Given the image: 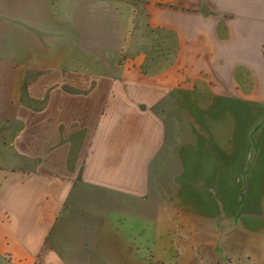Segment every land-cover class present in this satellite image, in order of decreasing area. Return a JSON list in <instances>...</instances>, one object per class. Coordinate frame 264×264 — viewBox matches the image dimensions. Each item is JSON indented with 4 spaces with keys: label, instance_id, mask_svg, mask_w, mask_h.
<instances>
[{
    "label": "crops",
    "instance_id": "crops-1",
    "mask_svg": "<svg viewBox=\"0 0 264 264\" xmlns=\"http://www.w3.org/2000/svg\"><path fill=\"white\" fill-rule=\"evenodd\" d=\"M0 264H264V0H0Z\"/></svg>",
    "mask_w": 264,
    "mask_h": 264
},
{
    "label": "rangeland",
    "instance_id": "rangeland-1",
    "mask_svg": "<svg viewBox=\"0 0 264 264\" xmlns=\"http://www.w3.org/2000/svg\"><path fill=\"white\" fill-rule=\"evenodd\" d=\"M143 35H145L144 38H146V37L148 36V34L146 35L145 33H143ZM141 43H142V41H141ZM148 45H149V43L139 44V46H138V45L135 46L134 48H135V52H136V54L138 53V50H140V49L144 50V48H146ZM137 47H138V48H137ZM166 52H168V51H166ZM167 57H168V53H167ZM167 59H168V58H167Z\"/></svg>",
    "mask_w": 264,
    "mask_h": 264
}]
</instances>
